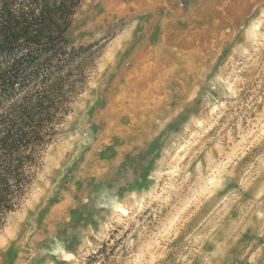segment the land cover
<instances>
[{"label": "rangeland", "instance_id": "374dc122", "mask_svg": "<svg viewBox=\"0 0 264 264\" xmlns=\"http://www.w3.org/2000/svg\"><path fill=\"white\" fill-rule=\"evenodd\" d=\"M67 36L79 86L0 264H264V0H81Z\"/></svg>", "mask_w": 264, "mask_h": 264}, {"label": "trees", "instance_id": "16d2710c", "mask_svg": "<svg viewBox=\"0 0 264 264\" xmlns=\"http://www.w3.org/2000/svg\"><path fill=\"white\" fill-rule=\"evenodd\" d=\"M80 2L0 0V229L27 193L78 89L74 69L89 47L76 48L67 33Z\"/></svg>", "mask_w": 264, "mask_h": 264}, {"label": "bare ground", "instance_id": "6f19581e", "mask_svg": "<svg viewBox=\"0 0 264 264\" xmlns=\"http://www.w3.org/2000/svg\"><path fill=\"white\" fill-rule=\"evenodd\" d=\"M180 34L181 35L179 37H177V38H174L173 41H170V40L167 39L166 40V45H164L165 47H168V46L171 47V52L176 51L177 54H178L177 55L178 59L174 60L171 57H168L167 55H162L161 54L162 50H160L159 47L156 49V54H160V55L157 58V62L158 63H157V66L154 68L155 76L153 75V77L157 78V80H155L154 82H151V81L149 82V75L148 76H143L142 80H141V86H142V88L145 89V91L142 92V98L138 101V103L142 102L141 105L143 106V108L144 107L148 108L150 100H151L152 96L155 93L156 94L162 93L164 85H166V83H167V79L170 77L171 74H173L172 69L173 68L174 69L177 68V65H176L177 60L180 59L179 61L181 63H183L184 66L187 67V68L191 65V54L190 55H189V53L185 54L186 52H182L181 50L176 49V47H177L176 45H179V47L181 46V49H182V47H186V48L187 47H192L191 46L192 42L183 41L184 32H182ZM141 52L145 53L146 51L142 50ZM137 57H139V56H137ZM198 59L201 60V58H199V57H198ZM173 63L175 65H173ZM130 85H131L132 88H129V90H128L129 93L131 92L130 90H132L135 87H138V86H135V84H130ZM135 90L137 91L136 88H135Z\"/></svg>", "mask_w": 264, "mask_h": 264}]
</instances>
